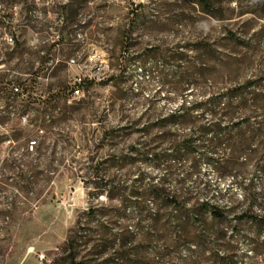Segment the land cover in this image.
<instances>
[{"label": "rangeland", "instance_id": "374dc122", "mask_svg": "<svg viewBox=\"0 0 264 264\" xmlns=\"http://www.w3.org/2000/svg\"><path fill=\"white\" fill-rule=\"evenodd\" d=\"M0 4V264H264V0Z\"/></svg>", "mask_w": 264, "mask_h": 264}, {"label": "built area", "instance_id": "2783aa9c", "mask_svg": "<svg viewBox=\"0 0 264 264\" xmlns=\"http://www.w3.org/2000/svg\"><path fill=\"white\" fill-rule=\"evenodd\" d=\"M67 1L68 0H46V3H54V4L62 3L63 4V3H66ZM15 9H17V6L11 7V11L12 12L15 11ZM5 12H6L5 7H3L2 4H0V19H5ZM9 42H11V43L13 42V37L12 36L9 37ZM74 92L75 93H79L80 89H75Z\"/></svg>", "mask_w": 264, "mask_h": 264}, {"label": "trees", "instance_id": "16d2710c", "mask_svg": "<svg viewBox=\"0 0 264 264\" xmlns=\"http://www.w3.org/2000/svg\"><path fill=\"white\" fill-rule=\"evenodd\" d=\"M13 41H14V37H13ZM76 89H79V88H76ZM246 120H249V121H250V120H252V118H248V119H246Z\"/></svg>", "mask_w": 264, "mask_h": 264}]
</instances>
